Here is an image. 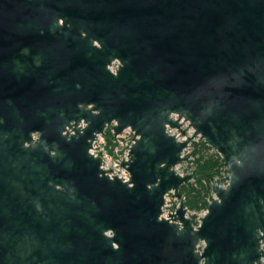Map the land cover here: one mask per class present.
I'll return each mask as SVG.
<instances>
[{
	"label": "water",
	"instance_id": "obj_1",
	"mask_svg": "<svg viewBox=\"0 0 264 264\" xmlns=\"http://www.w3.org/2000/svg\"><path fill=\"white\" fill-rule=\"evenodd\" d=\"M113 123L128 181L89 152ZM197 136L227 185L195 227ZM0 264H264V0H0Z\"/></svg>",
	"mask_w": 264,
	"mask_h": 264
},
{
	"label": "built area",
	"instance_id": "obj_2",
	"mask_svg": "<svg viewBox=\"0 0 264 264\" xmlns=\"http://www.w3.org/2000/svg\"><path fill=\"white\" fill-rule=\"evenodd\" d=\"M118 66V62L114 61L111 66H109V70L114 73ZM171 119L173 121H178L181 125L180 129L171 128L168 125L166 126V132L173 136L177 142H184L193 136L194 130L190 127L188 122L184 121V119L178 120V116L175 114L171 115ZM115 125L116 124L113 123L111 126L106 128L104 134L96 137L89 152L101 160V169L104 170L110 178L116 176L123 181H128L129 173L122 166V164L128 160L130 148L137 137L130 128H127L123 130L122 133L115 135L113 131V127ZM202 142L204 141L199 136L195 137L183 151V156L186 152L193 153L195 146H199ZM179 166L175 168L176 172ZM180 175L185 174L181 173ZM226 185L227 183L221 186L226 187ZM167 196L165 197V205L163 207L164 218H166L170 213H174L177 207V203H174L173 205L168 204L169 200L167 199ZM213 198L214 193L212 192V199ZM210 201L211 200L208 199V203H210ZM188 212L189 211L187 210V215ZM199 222L200 221H198V224Z\"/></svg>",
	"mask_w": 264,
	"mask_h": 264
},
{
	"label": "trees",
	"instance_id": "obj_3",
	"mask_svg": "<svg viewBox=\"0 0 264 264\" xmlns=\"http://www.w3.org/2000/svg\"><path fill=\"white\" fill-rule=\"evenodd\" d=\"M210 150L212 149L204 142L195 146L192 153L193 183L183 185L179 190L184 200V207L191 212L206 211L208 199L212 200V182L224 174L223 159L215 152L209 153ZM225 177V175L222 177L223 182H226Z\"/></svg>",
	"mask_w": 264,
	"mask_h": 264
},
{
	"label": "rangeland",
	"instance_id": "obj_4",
	"mask_svg": "<svg viewBox=\"0 0 264 264\" xmlns=\"http://www.w3.org/2000/svg\"><path fill=\"white\" fill-rule=\"evenodd\" d=\"M215 151L214 150H210L209 151V153H214ZM216 153V152H215ZM185 157H187L188 158V160L186 161V162H184V163H182L178 168H177V173L178 174H181V173H183V174H192L191 172H192V170H193V164H192V161L194 160L193 159V155H192V153L191 152H186L185 153V155H184ZM225 175V173L223 174V176ZM223 176H220V177H217L215 180H216V182H217V184L218 185H224V184H226L227 182H223V180H222V177ZM190 183H193V181L192 182H190ZM167 199L169 200L168 201V204H174V203H177V201L175 200V198H173V196L171 195V194H169L168 196H167ZM189 211V210H188ZM204 213H205V211H199V212H191V211H189L188 212V215H187V217L189 218V219H191V220H194V222H193V225L194 226H197L198 225V221H200V219L202 218V216L204 215Z\"/></svg>",
	"mask_w": 264,
	"mask_h": 264
},
{
	"label": "flooded vegetation",
	"instance_id": "obj_5",
	"mask_svg": "<svg viewBox=\"0 0 264 264\" xmlns=\"http://www.w3.org/2000/svg\"><path fill=\"white\" fill-rule=\"evenodd\" d=\"M40 94L42 95V99H44L45 95H46V92L44 91L43 88L40 89ZM46 103V102H45ZM42 104H44V101L42 100ZM52 106L55 107V94L52 92ZM41 133L38 132V133H35V134H32V137H33V140H37L39 137H40ZM52 154H54V151L51 152ZM46 187H50L51 188V194L52 196H54V190H55V185L54 183H47ZM47 194V192H46ZM44 195H45V191H44ZM262 262V260H261Z\"/></svg>",
	"mask_w": 264,
	"mask_h": 264
}]
</instances>
